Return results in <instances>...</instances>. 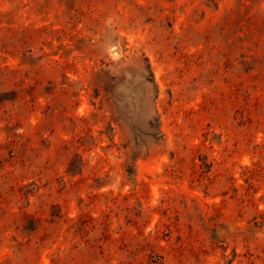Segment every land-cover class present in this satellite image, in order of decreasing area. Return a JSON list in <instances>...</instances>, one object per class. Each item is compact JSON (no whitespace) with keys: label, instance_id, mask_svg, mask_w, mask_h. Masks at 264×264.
Segmentation results:
<instances>
[{"label":"rangeland","instance_id":"374dc122","mask_svg":"<svg viewBox=\"0 0 264 264\" xmlns=\"http://www.w3.org/2000/svg\"><path fill=\"white\" fill-rule=\"evenodd\" d=\"M0 264H264V0H0Z\"/></svg>","mask_w":264,"mask_h":264}]
</instances>
